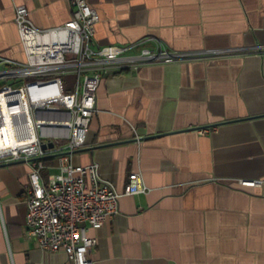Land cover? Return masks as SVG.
<instances>
[{
  "label": "crops",
  "instance_id": "crops-1",
  "mask_svg": "<svg viewBox=\"0 0 264 264\" xmlns=\"http://www.w3.org/2000/svg\"><path fill=\"white\" fill-rule=\"evenodd\" d=\"M87 1L100 45H264V0ZM17 5L40 29L64 23L71 9L66 0H0V56L23 61ZM96 106L72 160L96 162L119 192L139 172L147 189L122 195L116 217L88 230L93 264H264V183H238L264 178V50L105 75ZM29 184V163L0 166V264H66L63 251L25 232Z\"/></svg>",
  "mask_w": 264,
  "mask_h": 264
},
{
  "label": "built area",
  "instance_id": "built-area-1",
  "mask_svg": "<svg viewBox=\"0 0 264 264\" xmlns=\"http://www.w3.org/2000/svg\"><path fill=\"white\" fill-rule=\"evenodd\" d=\"M66 1L71 17L45 29L31 22L24 5L14 9L25 59L0 56V163L24 160L30 165L26 234L42 249L63 251L66 264H93L88 252L96 237L88 230L116 217L122 195L147 189L141 174L132 171L119 192L99 176L96 162L80 164L71 158L85 144L101 78L147 64L263 51L264 45L196 51L149 48L144 39L100 45L94 38L96 10L87 0ZM67 72L75 75L72 90L64 87ZM44 158H52L51 164ZM49 168L55 172L44 179L41 171ZM238 183L257 187L264 178H242Z\"/></svg>",
  "mask_w": 264,
  "mask_h": 264
},
{
  "label": "rangeland",
  "instance_id": "rangeland-1",
  "mask_svg": "<svg viewBox=\"0 0 264 264\" xmlns=\"http://www.w3.org/2000/svg\"><path fill=\"white\" fill-rule=\"evenodd\" d=\"M63 79H64V87L66 90H72L73 86H74V81H75V75L71 72H67L63 75ZM45 144H42V148H45ZM47 169L43 170V173L45 175H47Z\"/></svg>",
  "mask_w": 264,
  "mask_h": 264
},
{
  "label": "water",
  "instance_id": "water-1",
  "mask_svg": "<svg viewBox=\"0 0 264 264\" xmlns=\"http://www.w3.org/2000/svg\"><path fill=\"white\" fill-rule=\"evenodd\" d=\"M218 124V123H217ZM198 127H193V128H191V129H197ZM159 134H161V133H159ZM158 134V135H159ZM157 135V134H156ZM156 135H149V136H147V137H152V136H156ZM135 140V139H134ZM49 147H52V144L51 143H49V145H48ZM77 150H79V149H77ZM77 150H75V151H77ZM74 151V152H75ZM20 162H25L24 160H17V161H7V162H2V163H0V166H2V165H10V164H13V163H20Z\"/></svg>",
  "mask_w": 264,
  "mask_h": 264
},
{
  "label": "trees",
  "instance_id": "trees-1",
  "mask_svg": "<svg viewBox=\"0 0 264 264\" xmlns=\"http://www.w3.org/2000/svg\"><path fill=\"white\" fill-rule=\"evenodd\" d=\"M43 161H44V163H45L46 165H50L51 162H52V158H44ZM42 172H43V171H42ZM43 174H44V173H43ZM44 175H45V174H44Z\"/></svg>",
  "mask_w": 264,
  "mask_h": 264
}]
</instances>
